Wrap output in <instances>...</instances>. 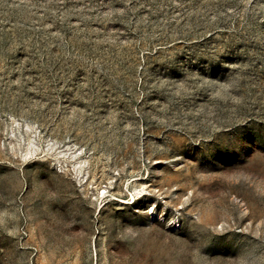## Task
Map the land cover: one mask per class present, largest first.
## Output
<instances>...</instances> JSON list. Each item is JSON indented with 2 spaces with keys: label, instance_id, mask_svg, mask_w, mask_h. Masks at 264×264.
Masks as SVG:
<instances>
[{
  "label": "rangeland",
  "instance_id": "374dc122",
  "mask_svg": "<svg viewBox=\"0 0 264 264\" xmlns=\"http://www.w3.org/2000/svg\"><path fill=\"white\" fill-rule=\"evenodd\" d=\"M0 264H264V0H0Z\"/></svg>",
  "mask_w": 264,
  "mask_h": 264
}]
</instances>
